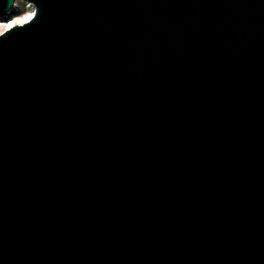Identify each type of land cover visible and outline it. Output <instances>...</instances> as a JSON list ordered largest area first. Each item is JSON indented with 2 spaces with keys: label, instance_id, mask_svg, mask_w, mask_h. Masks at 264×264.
Returning <instances> with one entry per match:
<instances>
[{
  "label": "water",
  "instance_id": "1",
  "mask_svg": "<svg viewBox=\"0 0 264 264\" xmlns=\"http://www.w3.org/2000/svg\"><path fill=\"white\" fill-rule=\"evenodd\" d=\"M27 1L0 264H264V0Z\"/></svg>",
  "mask_w": 264,
  "mask_h": 264
},
{
  "label": "bare ground",
  "instance_id": "2",
  "mask_svg": "<svg viewBox=\"0 0 264 264\" xmlns=\"http://www.w3.org/2000/svg\"><path fill=\"white\" fill-rule=\"evenodd\" d=\"M24 1L28 6H30V9H28V11L21 14V16H19L17 18H15V17H13V19L7 18V15L9 13L13 12L14 9L17 7L18 0H16L15 5L11 9V11L6 16L0 18V33H3L7 29H10L14 25L23 24L24 22H27L28 20H30L33 17V15H34L33 5L30 2H28L27 0H24ZM29 17H30V19H29Z\"/></svg>",
  "mask_w": 264,
  "mask_h": 264
},
{
  "label": "rangeland",
  "instance_id": "3",
  "mask_svg": "<svg viewBox=\"0 0 264 264\" xmlns=\"http://www.w3.org/2000/svg\"><path fill=\"white\" fill-rule=\"evenodd\" d=\"M28 9H30V6H28L24 0H18L17 7L14 9L13 12L7 15V18H12V19L13 17L17 18L21 16V14L28 11Z\"/></svg>",
  "mask_w": 264,
  "mask_h": 264
},
{
  "label": "snow or ice",
  "instance_id": "4",
  "mask_svg": "<svg viewBox=\"0 0 264 264\" xmlns=\"http://www.w3.org/2000/svg\"><path fill=\"white\" fill-rule=\"evenodd\" d=\"M29 19H30V17H29Z\"/></svg>",
  "mask_w": 264,
  "mask_h": 264
}]
</instances>
